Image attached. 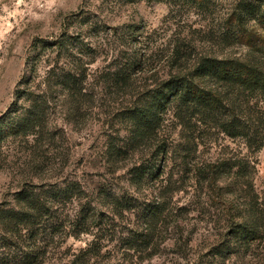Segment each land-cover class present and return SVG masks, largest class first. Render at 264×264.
Listing matches in <instances>:
<instances>
[{"label": "trees", "instance_id": "obj_1", "mask_svg": "<svg viewBox=\"0 0 264 264\" xmlns=\"http://www.w3.org/2000/svg\"><path fill=\"white\" fill-rule=\"evenodd\" d=\"M160 1L169 5L168 13L191 4L203 23L178 27L161 41L132 26L120 36L122 46L109 66L94 77V58L82 59L95 50L90 43L81 40L71 49L63 36L34 44L31 74L47 49V57H54L41 79L25 76L17 84L0 115V171L9 170L13 183L9 201L0 204V264H42L52 247L81 234L92 239L63 264H142L158 256L170 230L181 241L177 254L189 259L194 231L182 219L186 208L171 199L189 181L206 198L200 212L209 220L201 241L214 264L246 257L264 263V193L255 191L253 161L196 155L211 147L214 135L240 138L249 151L264 147V0ZM105 96L116 98L120 123L106 146L110 170L129 159L132 186L157 184L155 196L138 205L126 190L104 191L106 203L99 207L84 200L77 180L60 177L69 154L62 148L64 130L51 115L60 112L77 123ZM168 123L171 134L164 133ZM10 143L17 144L12 153ZM126 214L137 217L133 236L120 237L115 229L107 235L114 218ZM106 240H121L122 246L97 259L102 251L111 253ZM197 257L208 254L199 251Z\"/></svg>", "mask_w": 264, "mask_h": 264}, {"label": "rangeland", "instance_id": "obj_2", "mask_svg": "<svg viewBox=\"0 0 264 264\" xmlns=\"http://www.w3.org/2000/svg\"><path fill=\"white\" fill-rule=\"evenodd\" d=\"M172 9L168 13L169 5L160 0H0V115L11 104L17 84L24 81L25 76H32L38 81L52 61L54 54L47 57L50 52L47 49L46 56L35 57L36 71L30 73L28 63L38 51L33 53L31 49L38 40L51 42L66 36L71 49H78V41L81 40L90 43L95 50L81 56L84 61L94 58L89 65V72L94 77L102 68L109 66L111 54H115L122 46L120 36L132 26L139 27V32L151 34L153 39L161 41L178 27L196 28L203 23L202 17L194 13L196 9L191 4H179ZM115 99L114 96H105L103 100L96 101L89 113L77 123L67 120L60 112L51 115L53 123L62 126L64 130L62 148L69 154V162L60 177L77 180L86 193L84 200L89 199L99 207L106 203L104 191L122 193L126 190L125 195L136 200L138 205L137 202L142 203L154 197L157 189V184L153 182L137 188L129 183L126 170L129 159L121 161L116 171H111V166L106 163V146L120 124L115 112ZM261 105L264 108V103ZM171 127L168 123L164 133L171 134ZM214 140L210 148L201 147L196 155L201 159L247 156L255 166V191L260 195L264 193V147L258 151H249L240 138L223 135H214ZM16 146V143L9 144L11 153ZM9 176V170L0 171V204L9 201L11 197L13 183ZM171 199L175 206L187 210L182 219L194 231L188 253L195 255L189 259L180 258L177 251L181 241H178L177 233L170 230L164 234L165 242L160 245L158 256L142 264H214V255L203 248L201 241L205 232L203 225L209 216L204 211L200 212L201 201L206 200L200 188L189 181L186 187L172 194ZM68 207L72 208L73 204ZM111 217L112 214L107 212L105 219L111 221ZM112 224L110 228L107 226V235L111 229H115L122 235L120 237H130L136 231L137 217L126 214L122 219L114 218ZM193 224L195 227H192ZM91 239L90 234L67 237L58 247L50 249L42 264H63L75 258ZM115 240L104 241L111 253L102 251L97 259H107L109 255L112 256L113 250L122 246L121 240ZM199 251L208 254V257L200 261L197 257ZM260 261L258 257L232 258L227 264H264Z\"/></svg>", "mask_w": 264, "mask_h": 264}]
</instances>
